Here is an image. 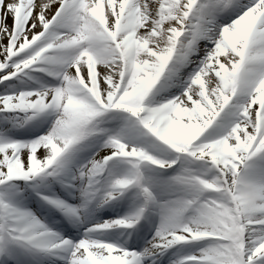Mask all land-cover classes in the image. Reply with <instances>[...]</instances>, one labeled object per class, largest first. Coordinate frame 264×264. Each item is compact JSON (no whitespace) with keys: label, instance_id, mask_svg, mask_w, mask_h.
Instances as JSON below:
<instances>
[{"label":"snow or ice","instance_id":"snow-or-ice-1","mask_svg":"<svg viewBox=\"0 0 264 264\" xmlns=\"http://www.w3.org/2000/svg\"><path fill=\"white\" fill-rule=\"evenodd\" d=\"M0 264H264V0H0Z\"/></svg>","mask_w":264,"mask_h":264}]
</instances>
